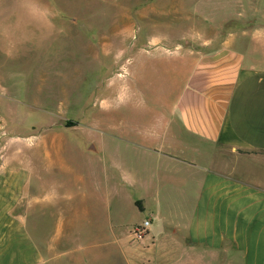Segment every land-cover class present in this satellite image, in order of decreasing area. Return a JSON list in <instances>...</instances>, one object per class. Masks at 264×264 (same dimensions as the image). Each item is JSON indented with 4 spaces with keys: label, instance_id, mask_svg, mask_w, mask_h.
Here are the masks:
<instances>
[{
    "label": "crops",
    "instance_id": "crops-1",
    "mask_svg": "<svg viewBox=\"0 0 264 264\" xmlns=\"http://www.w3.org/2000/svg\"><path fill=\"white\" fill-rule=\"evenodd\" d=\"M248 1L193 8L203 30L174 44L185 80L153 123L115 131L91 192L29 185L35 158L12 140L5 159L0 139V264H98L101 247L115 264H264V24ZM35 211L58 218L42 244Z\"/></svg>",
    "mask_w": 264,
    "mask_h": 264
},
{
    "label": "rangeland",
    "instance_id": "rangeland-1",
    "mask_svg": "<svg viewBox=\"0 0 264 264\" xmlns=\"http://www.w3.org/2000/svg\"><path fill=\"white\" fill-rule=\"evenodd\" d=\"M194 1L0 0V139L5 159L12 140L20 141L24 166L35 158L29 171L38 176L29 185L91 192L94 166L115 131L154 122L187 76L174 44L205 26L193 14L205 0ZM245 9L264 24V0ZM131 214L127 220L142 218ZM57 219L35 211L41 244ZM101 250L98 264H115Z\"/></svg>",
    "mask_w": 264,
    "mask_h": 264
},
{
    "label": "built area",
    "instance_id": "built-area-1",
    "mask_svg": "<svg viewBox=\"0 0 264 264\" xmlns=\"http://www.w3.org/2000/svg\"><path fill=\"white\" fill-rule=\"evenodd\" d=\"M150 223H151L150 219H145L140 224L133 226L131 233L134 239L139 240L142 239L145 235H147L149 231Z\"/></svg>",
    "mask_w": 264,
    "mask_h": 264
}]
</instances>
